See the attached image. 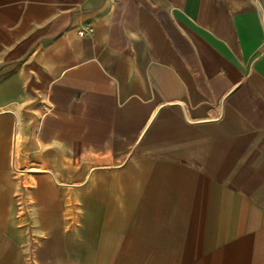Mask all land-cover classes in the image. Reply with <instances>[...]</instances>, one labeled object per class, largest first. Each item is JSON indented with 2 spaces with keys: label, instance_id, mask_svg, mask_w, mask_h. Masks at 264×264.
I'll use <instances>...</instances> for the list:
<instances>
[{
  "label": "crops",
  "instance_id": "obj_1",
  "mask_svg": "<svg viewBox=\"0 0 264 264\" xmlns=\"http://www.w3.org/2000/svg\"><path fill=\"white\" fill-rule=\"evenodd\" d=\"M0 264H264V0H0Z\"/></svg>",
  "mask_w": 264,
  "mask_h": 264
},
{
  "label": "built area",
  "instance_id": "obj_2",
  "mask_svg": "<svg viewBox=\"0 0 264 264\" xmlns=\"http://www.w3.org/2000/svg\"><path fill=\"white\" fill-rule=\"evenodd\" d=\"M90 31H92V28H90Z\"/></svg>",
  "mask_w": 264,
  "mask_h": 264
}]
</instances>
